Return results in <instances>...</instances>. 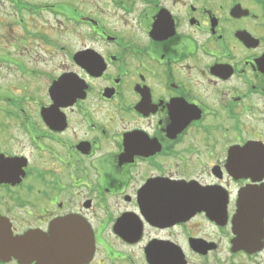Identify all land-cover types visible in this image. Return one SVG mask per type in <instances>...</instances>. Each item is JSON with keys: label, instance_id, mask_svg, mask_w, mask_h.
<instances>
[{"label": "flooded vegetation", "instance_id": "flooded-vegetation-1", "mask_svg": "<svg viewBox=\"0 0 264 264\" xmlns=\"http://www.w3.org/2000/svg\"><path fill=\"white\" fill-rule=\"evenodd\" d=\"M0 2V264H264V0Z\"/></svg>", "mask_w": 264, "mask_h": 264}, {"label": "water", "instance_id": "water-1", "mask_svg": "<svg viewBox=\"0 0 264 264\" xmlns=\"http://www.w3.org/2000/svg\"><path fill=\"white\" fill-rule=\"evenodd\" d=\"M72 226L70 224H63L62 228L59 226L57 231H62V236L60 239H62V247L58 248L60 246H57V251H62V255L64 257V264H66L65 258L72 257V261L69 262V264H81L83 262V258L89 257L91 255V248L92 243L83 237L77 236L74 233L72 234ZM56 229L53 228L51 230V238L54 240H58V236L56 235ZM33 238H28L27 236L13 238L11 237V234L9 230L7 229L6 225L1 221L0 219V255H10L13 254L14 256H21V255H28V253H33L29 251L32 246V242L29 245V242ZM48 244H36V247H49ZM52 247V246H51ZM56 248V247H54ZM52 249V248H51ZM151 250V248H150ZM39 254V253H38ZM45 255H49L50 253L46 252L43 253ZM147 260L150 264H152L153 258H152V252L146 253ZM74 258H77L74 262ZM85 261V260H84ZM178 262V261H177Z\"/></svg>", "mask_w": 264, "mask_h": 264}, {"label": "rangeland", "instance_id": "rangeland-1", "mask_svg": "<svg viewBox=\"0 0 264 264\" xmlns=\"http://www.w3.org/2000/svg\"><path fill=\"white\" fill-rule=\"evenodd\" d=\"M33 1H38V0H33ZM43 1V0H41ZM46 1V0H45ZM47 1H52V0H47ZM9 4L6 3V2H0V50H1V44H3L4 46H6V43L8 41H13L12 38L15 40H17V37L20 36V34H22L20 28L18 26H15V25H11V20H13V17H10V15L8 14L9 10ZM37 21V20H36ZM37 22H41L43 24L46 23V27H51L52 24H54V22H56L54 19L50 18L49 16H46L45 19L43 21H37ZM32 24V22L30 23V25ZM63 27H66L65 25H62ZM66 30V28L64 29V31ZM70 33V31H68ZM9 33V36L7 37V34ZM54 34V32H52ZM69 33H62L59 35H56L54 34V37H58L60 39H64V40H71L73 37H72V32L69 34ZM58 34V33H57ZM4 36L5 39H4ZM37 43L36 42H32L29 46L31 48H34L36 47ZM21 46H19L18 48H20ZM28 47V46H27ZM6 50L8 51L9 48L8 46L6 47ZM11 51H13V49L11 48ZM2 54L5 53L4 52H1ZM51 53H48V52H44L43 55H45V58L49 59V55ZM45 59V63L47 65H53L54 64V60L51 61V60H47ZM24 61H26L28 63V60L27 58L25 57L24 58ZM29 65V63H28ZM12 66V65H10ZM10 72H14V74H17L16 72V68H9L7 64H5L4 62H0V73L2 74V77H0V83L3 84L4 86H9V85H18L20 87L22 86H25L27 84L25 83H28L29 82V79H22V78H17L14 76L13 73H10ZM19 82L22 83L19 84ZM28 86V85H27ZM21 90L19 91V93H23L24 89L23 88H20ZM17 90V89H16ZM27 91H28V88H27Z\"/></svg>", "mask_w": 264, "mask_h": 264}]
</instances>
